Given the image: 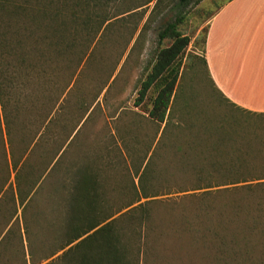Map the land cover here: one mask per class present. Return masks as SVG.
Instances as JSON below:
<instances>
[{"label": "rangeland", "instance_id": "374dc122", "mask_svg": "<svg viewBox=\"0 0 264 264\" xmlns=\"http://www.w3.org/2000/svg\"><path fill=\"white\" fill-rule=\"evenodd\" d=\"M147 1H112L110 13L121 14L116 17L121 19L112 24L111 30L103 34L100 43L82 60L55 114L56 121L38 149V154L45 158V174L58 169L55 180L60 179L69 163L93 161L99 168L101 180H105V193L115 209L128 196L123 188L129 179L125 176L124 164L116 151H112L113 143H118L122 135L133 150L135 165L145 153L143 165L152 155L165 127L164 123L159 124L154 133V127L139 126L134 144L132 137L125 135L128 133L123 128L125 119L119 120L122 108L143 116L150 108L155 88L147 91L140 106H132L139 83L150 67L151 54L156 50L157 32L173 21L180 10L177 0H151L145 4ZM224 1L200 0L183 10V20L176 28L182 36L188 37L189 43L177 59L170 121L177 125L188 120L193 126L197 125L194 127L196 139L185 130L179 135L203 145L217 142V150L222 151L219 162L228 163L236 150L244 155L245 162L264 168V115L241 111L222 99L199 57L204 37L202 24L210 17L212 5ZM165 45H169V40L161 46ZM80 104H83L81 108ZM189 104L193 107L191 114L186 112ZM206 128L211 132H203ZM163 138L167 142V129ZM145 140L153 141L148 152ZM54 141L59 143L56 147L51 144ZM162 146L156 150L154 158L155 179L150 185L154 187L147 189L148 193L156 190L158 195L140 201L153 200L148 205L147 221L134 228L129 222L119 220L118 214L123 211L112 217L119 221L116 229L120 231L121 242L128 247L130 264H264V235L260 234L264 231V193L205 197L200 196L202 191L182 192L180 188L188 186L184 179L179 174L167 175V169L170 171L171 166L181 162L167 154V143ZM59 161L60 166L54 168ZM131 168L129 175L136 183ZM52 182L42 185V191L33 197L32 206L24 211L17 207L16 218L11 223L7 221L6 212L1 214L0 264H50L67 248L43 259L62 242V213L60 208L54 207L58 202L51 192ZM4 195L0 192L3 199ZM132 217L134 220L135 215ZM252 242L256 245L251 257L232 252H247Z\"/></svg>", "mask_w": 264, "mask_h": 264}, {"label": "trees", "instance_id": "16d2710c", "mask_svg": "<svg viewBox=\"0 0 264 264\" xmlns=\"http://www.w3.org/2000/svg\"><path fill=\"white\" fill-rule=\"evenodd\" d=\"M112 1L0 0V192L5 193V199L0 196V217L6 212L7 221L11 223L16 218L17 207L24 211L32 206L33 197L42 191V185L48 186L52 180L51 192L57 196L58 202L54 207L60 208L62 213V242L43 259L67 248L50 264H130L128 247L121 242L120 231L116 229L119 221L112 217L123 211L118 214L119 220L129 222L134 228L147 221L148 205L153 200L140 201L158 195L156 190L148 193L147 189L154 187L150 185L155 179L156 150L166 143L167 154L181 162L171 166L170 171L167 169V175L179 174L184 179L188 186L180 188L182 192L202 191L200 196L205 197L238 192L264 193V168L245 162L244 155L236 150L228 163L219 162L222 151L217 150V142L203 145L180 136L185 130L196 139L194 127L197 125L193 126L188 120L177 125L170 121V98L177 78V59L189 43L188 37L182 36L176 27L183 20V10L200 0H177L180 10L174 20L157 32L156 50L151 54L150 67L139 83L132 106H140L147 91L155 88L146 115L129 108L121 109L119 120L125 119L123 128L128 132L125 135L131 136L134 144L139 126L154 127L156 133L159 124H165L161 139L143 165L145 153L135 165L133 150L122 135L118 137V143H113L112 151H116L128 173L125 176L129 183L123 188L128 194L126 200L113 208L105 193V180H101L99 168L93 161L69 163L61 180L53 178L58 169L45 174V158L38 154V149L56 121L55 114L64 102L82 60L100 43L103 34L111 30L112 24L121 19L116 18L121 14L110 13ZM167 40L169 45L161 46ZM200 59L205 68L203 59ZM192 108L187 105L186 112L193 113ZM166 129L167 142H164ZM62 130L66 131L65 128ZM115 131L120 134L116 128ZM203 132L209 133L211 129L206 128ZM152 142L146 141V152L151 150ZM51 144L56 147L59 143L54 141ZM60 164L57 162L54 168ZM128 166L133 168L136 183L129 175ZM191 196L194 197V193ZM260 234L264 235V231ZM252 244L247 252H232L251 257L256 245L255 242Z\"/></svg>", "mask_w": 264, "mask_h": 264}, {"label": "crops", "instance_id": "0c3cea01", "mask_svg": "<svg viewBox=\"0 0 264 264\" xmlns=\"http://www.w3.org/2000/svg\"><path fill=\"white\" fill-rule=\"evenodd\" d=\"M200 58L213 87L234 107L264 114V0L212 5Z\"/></svg>", "mask_w": 264, "mask_h": 264}]
</instances>
